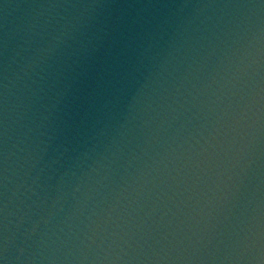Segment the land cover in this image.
<instances>
[{
  "label": "water",
  "instance_id": "95a60500",
  "mask_svg": "<svg viewBox=\"0 0 264 264\" xmlns=\"http://www.w3.org/2000/svg\"><path fill=\"white\" fill-rule=\"evenodd\" d=\"M0 264H264V0H0Z\"/></svg>",
  "mask_w": 264,
  "mask_h": 264
}]
</instances>
